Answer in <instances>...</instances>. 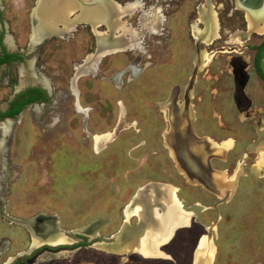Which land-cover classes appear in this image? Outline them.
<instances>
[{
    "label": "rangeland",
    "instance_id": "rangeland-1",
    "mask_svg": "<svg viewBox=\"0 0 264 264\" xmlns=\"http://www.w3.org/2000/svg\"><path fill=\"white\" fill-rule=\"evenodd\" d=\"M115 1L122 4L132 0ZM37 2L0 0V36L4 39L10 37L14 45L7 40L11 45L9 48L23 57L18 61L20 64L11 63L2 70L1 77L5 79L7 74L10 81L8 85L0 83V106L21 89L17 74L22 66L29 65L26 77L32 65L41 66L40 70L50 79L52 87L48 98L51 106L43 121L37 123L32 118L39 107L29 111L24 109L13 120H2L10 127L8 132L12 129L14 138L7 152L0 149V180H3L0 181V264H188L189 248L193 250V264L196 250H203L207 244L212 246L211 261L214 256L210 264H264V151L260 140L251 146L254 153L246 149V145L255 139V115L264 119V84L257 78L253 67L248 68L253 55L252 45L259 44L264 36L252 32L248 19L263 12L243 8L240 0H143L142 10L157 3L162 20L165 17L164 24H154V16L146 18V14L137 21L138 11L135 15H125L122 20L128 24L124 26L120 19V27L112 33L123 42L127 40L126 50L109 52L96 66L95 60L87 62L88 55L97 52L96 31L107 34L110 31L108 25L104 23L107 32H104V26L91 31L90 26L76 22L75 30L69 31L68 38L52 35L42 44H36V41L32 42L35 24L32 20V26L29 14ZM135 5L127 6L124 11ZM205 5H212V9L205 8ZM79 8L76 9L81 12ZM204 8L215 11L219 26V37L209 43L197 42L192 33L194 26L203 30L200 10ZM74 15L73 12L70 17L75 18ZM67 29L62 24V32ZM28 35H31V41ZM139 38L142 42L138 44ZM198 49L206 59L202 61L203 65L200 64L201 68L205 64L204 71L191 75L194 85L192 102L196 103L194 109L197 111L196 131L215 142L228 138L233 145L226 162L214 161L216 169L226 170H217L218 176L237 178L234 194L229 199L225 197L226 201L221 204L216 202L222 196L202 185L201 172L209 169L205 165L206 159L213 155L221 157L230 141L211 148L192 135L201 143V152L198 153L203 159L197 161L191 149L180 150V156L178 151H172L169 142L175 139V135L170 126L171 131H166L164 138L169 145V154L174 152V155H168L166 143L162 140L166 126L160 117L166 113L163 109L161 114L154 104L165 98L171 86L185 83L193 72ZM229 50L233 53L226 52ZM137 58L139 65L137 60L127 64ZM237 62L246 66L236 75L234 63ZM131 64H134L132 70L129 69ZM143 64L146 69L140 74L139 66ZM124 65L127 67L123 76L129 74L132 78L128 76L129 81L119 88V77L123 73L119 70ZM117 70L118 74L113 73ZM227 71L234 76L233 97ZM247 76L243 93L245 90L251 105L242 108L237 101L238 88L243 77ZM2 78L0 81L3 82ZM73 97L77 98L76 106ZM173 100L177 104L178 101ZM177 105L175 111L167 105L169 117L172 112L182 115L185 111L183 104ZM188 116L191 120V114ZM252 116L254 118L247 119ZM260 127L261 134L264 124ZM107 133L111 138L101 136ZM89 134H95V147L100 148L95 150L96 153L91 151ZM5 136H0L2 141ZM244 153L247 154L245 157ZM189 166L192 170H188ZM237 167L243 169L244 175ZM145 181L164 182L176 187L175 193L184 209L196 213L198 224L195 223L193 233L180 226L174 231H178L174 243L170 244L168 239L158 244H165L161 250L171 255L172 261L152 259L165 256L162 252L143 258L139 253L103 249L79 232L68 234L77 239L75 243L65 244L71 239L56 223L65 230L77 227L80 230L93 220L101 225L97 242L113 243L121 228V219V224L123 216L126 219L127 203ZM159 213L156 208L154 214ZM130 215L126 220L128 226L138 225V217L134 213ZM33 216L50 219L47 222L53 232L62 233L69 240L57 246L38 244V239L47 240L50 232L38 235L28 223L22 222ZM107 217L109 221L102 219ZM29 222H33L32 219ZM201 224L206 227L204 232ZM202 232L203 236L195 237Z\"/></svg>",
    "mask_w": 264,
    "mask_h": 264
},
{
    "label": "bare ground",
    "instance_id": "bare-ground-1",
    "mask_svg": "<svg viewBox=\"0 0 264 264\" xmlns=\"http://www.w3.org/2000/svg\"><path fill=\"white\" fill-rule=\"evenodd\" d=\"M78 7H80L79 9L81 10L80 14L78 15V18L70 19L69 18L70 13H72ZM121 11H124V9L120 8V6L117 7L111 4L109 0H100V2L97 3H88L86 0H38L36 8L34 9L33 12V21L35 25L32 30L33 31L32 42L38 41L40 37L46 34H50V33L56 34L61 32L60 31L61 29L56 27L57 22H61L63 25H65L66 29L70 28L73 20H77L79 18L91 23L93 28H96V25L98 23L104 22L108 25L110 31L109 33H107L108 35L100 32H96V37L99 46L97 48V52L95 53V56L94 55L90 56L87 60L88 62L89 60L94 59L93 57L96 58L98 54L102 55L103 53H106L105 51L108 50L113 51L115 49H118L120 45L125 43L120 37L112 36L113 30H116L118 29V27H120L119 15H121ZM200 11H201L200 12L201 17L203 19L204 29L199 31L194 26L192 32L194 33L197 42H199V40H203L205 43H209L212 35H215L214 38H216L217 36V23H216L215 14L212 11L210 12L204 9H201ZM248 21H249V27L251 29H254L256 30V32L259 33L263 32L264 15H259L256 18L252 15L249 17ZM259 21L262 23L260 24ZM199 59H200V54H198V56H196L195 59V65L197 67H199L198 65ZM243 59L244 62L247 63L246 58ZM234 65L236 67L234 74L236 75L239 70H244L246 66V64L243 65L242 62L234 63ZM133 68H134V64H131L129 66V69L132 70ZM27 73L31 75L33 74L34 76L37 75L36 72L33 71L31 68L28 69ZM182 115L184 121L183 119H181ZM182 115H179L178 113H174V115H172L173 117L170 120L171 123L173 125H178L186 128L189 123V118H187L188 117L187 111L185 110L182 113ZM179 123L181 124L179 125ZM8 128L10 127H8V124L6 122L3 123L2 121V123H0L1 137L5 136L6 132H8L7 131ZM189 133L187 132V137L185 141L194 144V142H192L193 141L192 138L189 136ZM184 136L185 135L183 131L179 133V136L175 135L176 138H180V140L182 141ZM2 146H3V141L2 138H0V149H2ZM200 148H198L199 151ZM261 153L262 152H260V154ZM198 156L200 159H203V156L201 154L198 153ZM211 171H212L211 169H206L205 172L202 173L203 176L202 178H204L207 185H215L217 187L220 186L218 190V194H220L221 196L224 195L225 190L230 192V189L231 190L233 189L232 184L235 180V177L228 178L227 184L230 185L227 186V184H225L226 188L228 187V189H226L224 187V182H220L221 181L220 177L218 175H214L210 173ZM175 192L176 189L172 185H168L165 183L148 184L140 191H138L136 195L133 196L130 204L125 208L126 220H128V218L131 216L130 214L134 213L138 217V225L133 227L128 226L127 221L125 220V222L120 228V231L115 235V240L113 241V243L111 244L98 243L95 245L103 249H107V250L111 249L118 252H125V251L129 252L130 250H136V252L144 256H152V255L157 256L158 244L162 242L165 243L166 240H168L171 237L170 234V229L172 228L171 226L173 224L178 225L179 223L180 224L184 223L185 221L184 215L185 214L188 215V213H184V210L178 209L179 208V205L177 204L178 199L176 197ZM156 208L160 211V213L155 215L154 210ZM49 224H50L49 222H46L45 225L43 226L44 234L46 233V231L50 232V235L47 237L48 239L47 240L43 238L42 240L38 239V244L58 245V244H63L69 240L62 233L53 232V229ZM98 226L101 225H99L98 222L95 221L89 226L82 227L77 232L92 237ZM44 234H40V235H44ZM211 258H212V246L210 244H207L205 245L203 250H199V249L196 250L195 261L193 264H210Z\"/></svg>",
    "mask_w": 264,
    "mask_h": 264
},
{
    "label": "flooded vegetation",
    "instance_id": "flooded-vegetation-1",
    "mask_svg": "<svg viewBox=\"0 0 264 264\" xmlns=\"http://www.w3.org/2000/svg\"><path fill=\"white\" fill-rule=\"evenodd\" d=\"M35 1H37V0H35ZM88 3H97V2H100V0H86ZM110 1V3L111 4H113V5H115V6H117V7H119L120 6V8H122V9H124V8H126L127 6H129V5H131V4H136L135 5V7H133V8H130V9H127V10H125L124 12H123V14H121V16H120V19H121V22L123 23V25L125 26V25H127L128 24V22L127 21H124V20H122V17H125V15H129V16H131V15H135L136 14V11H138V12H140L139 14H136V20L137 21H140V18L143 16V14H146V18L149 16H154V19H153V21H155V23L154 24H156V22L157 23H161V24H164V21H165V17L163 18V20H162V16H161V14H159V12H160V8H159V6L157 5V3H154V5H150V6H148L147 8H149L148 10H147V8L145 9V10H142V8L140 9V7H141V5H143V0H132V1H126V2H123L122 4H120V3H118L117 1H115V0H109ZM170 1H172V0H170ZM204 2H205V0H204ZM37 4V3H36ZM167 5H169V4H167ZM240 5L241 6H243V8H248V9H250V10H255V11H259V12H263V14H261V15H264V1L263 0H240ZM211 7L212 5H205V8H207V7ZM36 8V7H35ZM34 8V9H35ZM204 8V10H206ZM34 9L33 10H31V12H30V21H31V24H32V20H33V16L31 15V13L33 14V11H34ZM211 9H212V7H211ZM74 12V16H75V18H78V15L80 14V11L78 10V9H76L75 11H73ZM72 12V13H73ZM147 12V13H146ZM212 12H215L214 10H212ZM72 13H70V15L72 14ZM70 15H69V17H70ZM75 18H73V17H70V19H75ZM216 18V17H215ZM139 19V20H138ZM78 22H83V23H85L86 25H88V26H90V29H91V31H92V29L94 30V29H96L97 30V27L98 26H104L105 28V31L104 32H107L108 30H107V27L105 26V24H104V22L103 23H99L97 26H96V28H93V26L91 25V23H89V22H87V21H84V20H82V19H77V20H73V22H72V25H71V27L68 29V30H66V31H63L62 32V30H61V32H59V33H50V34H46V35H44V36H42V37H40L39 39H38V41H36L35 43L36 44H42V42H44V40L46 39V38H48V37H50V36H60V38H64V39H66V38H68L69 36H70V34H69V31H74L75 30V26H76V24ZM216 23H218L217 21H216ZM259 24V23H258ZM32 26H33V24H32ZM56 27L57 28H59V29H61L62 28V24H60V23H56ZM189 27H190V24H189ZM219 26L217 25V31H219V28H218ZM204 28V27H203ZM33 30V29H32ZM200 30H202V29H200ZM199 30V31H200ZM96 32H99L98 30L96 31ZM153 32H155V31H153ZM252 32H256V30H254V29H252ZM116 33V32H115ZM193 33V32H192ZM258 33V32H257ZM31 34H32V32H31ZM93 35H94V32H93ZM114 33H113V37H114ZM194 35V34H193ZM259 35H264V30H263V32L262 33H259ZM1 37V36H0ZM195 37V36H194ZM215 37V35H213L212 36V40H215V39H217L218 37H219V32L217 33V36H216V38H214ZM2 38V37H1ZM28 40L29 41H31V35H30V37H29V35H28ZM94 38H95V40H96V44L98 45V41H97V38L95 37V35H94ZM196 39V38H195ZM140 42H142V39H138V44L140 43ZM199 42H202V43H205L203 40H199ZM126 43H127V40L125 41V43L124 44H122V45H120L119 46V48L118 49H116V50H118V51H125L126 50V47H124V46H126ZM129 43V42H128ZM35 44V45H36ZM252 47H254V48H251V50H253V55H252V59L250 60L249 59V65H248V68H249V66H252L253 67V70H254V72H255V74H256V76H257V78L264 84V36H263V38L261 39V41L259 42V44H257L256 46L255 45H252ZM116 50H113V51H116ZM106 53H104V54H102V55H100V56H98L96 59L94 58V59H91L90 60V62L92 61V60H95V63L94 64H96V66H97V64L100 62L101 63V58H103L104 56H106L107 54H109V52H112L111 50H108V51H105ZM202 51L201 50H197V55L196 56H198V54H200V59H199V61H198V64H199V67L201 68V63H202V65H203V63L204 62H202V61H204V59H206V57L204 56H202V53H201ZM222 52V51H221ZM227 53H233V50H229V51H226ZM96 53V52H95ZM95 53H93V54H91V55H88V58L90 57V56H93V55H95ZM229 57H231V56H229ZM195 59H196V57H195ZM134 60H137L138 61V64H139V59L137 58V59H132V60H130L127 64H130L132 61H134ZM231 61H232V59L230 60V63H231ZM99 63V64H100ZM194 63H195V60H194ZM98 64V65H99ZM126 64V65H127ZM80 66V65H79ZM125 66V65H124ZM123 66V67H124ZM128 66V65H127ZM127 66H125L124 68H122V69H120L119 71H121V70H125L126 69V67ZM204 66H205V64H204ZM203 66V67H204ZM201 68L200 70L198 69V67H196V65H194V68H193V72H192V74H190L189 75V77L185 80V83L183 84V85H173V86H171V88L168 90V92H167V94H166V96H165V98L163 99V100H156L155 102H154V104L156 105V107H157V109H158V111L162 114V110L164 109L165 110V113L166 114H164V115H161L160 117L163 119L162 121H164L165 122V126H166V129H165V131L163 132L162 131V135H163V138H162V140H163V142L164 143H166V145H165V147L167 148V150H168V155H170L171 153L174 155V152H175V150L176 151H178V155L180 156V150H183V151H186V150H193V153H194V157H196V159H197V161H201L200 160V158H199V156H198V148H200L201 147V145L198 143V142H196V140H194L193 139V136L195 137V138H197V139H199V140H202V141H204L205 143H207L208 144V146H210L211 148L212 147H214V145H221L223 142H226V141H230L228 138H226V139H223L222 141H217V142H215V141H212L211 139H210V137H208L207 135H205V134H198V132L196 131V127H195V121H197V111H196V109H194V107H196V103H193L192 102V99H194V95H192V92H193V89H194V85H193V82H191V77L192 76H195L196 75V73H198V72H203L204 71V68ZM139 68H140V74H142L143 72H144V70L146 69V65L145 64H143V65H140L139 66ZM32 69H33V71H35L36 72V76H34L33 74L31 75V74H27V80H28V82H27V84H26V96L25 97H21L20 99H18L17 101H14V102H12V103H9V106H8V110L7 111H11V110H13V109H15V107H17L18 105H20V104H22L23 102H24V99L26 98V103H23L22 104V108H21V110L20 111H18L16 114H14V115H12V116H2L1 118H0V121H4L6 118H11L12 120L15 118V117H17V116H19V114H21V112H23V110L24 109H26V111H29V110H31L32 108H35V107H39V109H38V111L36 110L34 113H35V116H32V118H34L35 120L34 121H36L37 123H39L40 122V120L41 121H43L44 119H45V117H47V114L49 113L48 111H47V109H49L50 108V103H48V98H49V94L52 92V87L50 86L51 85V81H50V79L48 78V77H46V75L40 70V69H42L41 68V66H34V65H32ZM202 70V71H201ZM207 70V69H206ZM119 71L117 70V71H115V72H113V73H116V74H118L119 73ZM244 71V70H243ZM112 73V74H113ZM205 73V72H204ZM227 73H228V75L230 76L229 77V81H230V83H232L231 84V95H232V97H233V92H234V76H233V73L232 72H229V71H227ZM111 74V75H112ZM139 74V75H140ZM124 75V73H121V76L119 77L120 78V82H119V88H122L123 87V85L125 84V82H126V80H128V76H130V78H132V76L131 75H129V74H125V76H123ZM192 75V76H191ZM249 76V75H248ZM248 76L247 77H243V79H242V81H241V83H239L240 85H239V88H238V91H239V95H237V101H238V105L240 106V107H242V108H244V107H246V106H250L251 105V102H250V100H249V98L245 95V90H244V93H243V88H244V86L246 85V80H247V78H248ZM138 76H136V78H137ZM78 78H79V76H78ZM77 78V79H78ZM102 79H104V80H108L109 79V77L108 78H104V77H101ZM135 78V79H136ZM26 80V81H27ZM129 81V80H128ZM113 84V83H112ZM114 86V85H113ZM115 87V86H114ZM117 89V88H116ZM187 91H189L188 92V96L186 95V92ZM171 99H176V101H178V102H176L177 104H179V106L180 105H184L183 107H184V109L187 111V113H188V108H190V110H189V114H191V120H190V117L188 116L187 118H189V123H188V125H187V127L186 128H184V127H181V126H178V125H171V123H169V121L171 120V118L173 117V116H171V117H169V115H168V111H167V105H169L170 106V108H174L173 109V111H175V110H177L176 108H177V104H175V100H173V101H171ZM77 101V98H75V97H73V105L74 106H76V102ZM180 102V103H179ZM24 106V107H23ZM173 106V107H172ZM163 107V108H162ZM236 107V106H235ZM33 110V109H32ZM172 115H174V113L172 112L171 113ZM188 114V115H189ZM167 115H168V117H167ZM239 115V113H238V110H237V116ZM252 118H254L253 116L252 117H250V118H247V119H252ZM168 119H169V121H168ZM181 119H183V121H184V118H183V115L181 116ZM255 120H254V124H255V133H256V135H255V139H252V142H250V143H248L247 145H246V149H247V151H249L250 153H254L255 151H252L251 150V146H253V145H255V143H258L257 141H259L260 140V146L264 149V140H263V138H264V130H263V132L260 134V131H259V129H261V127H260V124H264V119L263 118H261L260 116H257V115H255V118H254ZM57 120V119H56ZM167 120V121H166ZM171 122V121H170ZM181 123H179V125H180ZM170 126H172V134L173 135H177V136H179V133H181L182 131L184 132V137H183V141L182 140H180V138H176L175 137V139H173L172 141H170L169 143L172 145H170V148L172 149V151H174V152H171L170 154H169V151H170V149H169V145H168V143L166 142V139L164 138V133L166 132V131H168V130H170L171 131V127ZM177 127V128H176ZM189 128V129H188ZM259 128V129H258ZM187 129V130H186ZM187 132L189 133V136L192 138V142H194V144L193 143H191V142H187V141H185V139H186V137H187ZM9 134L7 135L6 134V136H5V138H4V140H3V147H2V151L3 152H7L9 149H10V145H11V142H12V140H13V138H14V134H13V132H12V129H11V131H9L8 132ZM192 134H193V136H192ZM95 135V134H94ZM94 135H92L91 136V134H89V136L91 137L90 138V148H91V151L92 152H95V150L97 151V150H99V149H96V147H95V140H94ZM106 135H108L109 136V138H111V134L110 133H107V134H105V135H101V136H106ZM260 136H262V138H260ZM99 137V136H98ZM97 138V137H96ZM6 139H7V143H6ZM109 141H111L110 139H109ZM107 143V142H106ZM199 144V145H198ZM7 145V146H6ZM196 147H195V146ZM223 147V146H222ZM104 148V147H103ZM174 148V149H173ZM189 148V149H188ZM233 148V145H232V143H231V141H230V145H228L227 146V148L226 149H223V154H222V156L221 157H219V156H216V155H213V156H210L208 159H206V163H205V165H206V168H209V169H212V170H219V169H216L215 167H214V161H220V162H226V158H227V155H228V152L231 150ZM93 149H94V151H93ZM105 149V148H104ZM199 152H201V148H200V151ZM96 153V152H95ZM197 153V154H196ZM2 154V153H1ZM182 154V153H181ZM196 154V155H195ZM172 155V156H173ZM245 155H247V154H243V157H245ZM174 159V158H173ZM174 162V161H173ZM207 162H208V164H207ZM4 163V162H3ZM1 164H2V161H0V169H1ZM174 164V163H173ZM4 166V165H3ZM173 166V165H172ZM174 168H175V166H174ZM6 169V168H5ZM237 170H238V172L240 171V172H243L241 175H244V171H243V169L241 168V169H239L238 167L236 168ZM235 169V170H236ZM249 171H250V166H249ZM188 170H192L191 169V166H189V169ZM219 171H225L226 172V170H219ZM205 172V171H204ZM238 172H237V174H238ZM184 175V174H183ZM240 176V175H239ZM237 179V178H236ZM235 179V183L233 184V192H232V194L230 195V196H228V198L227 199H229V198H231L232 197V195L234 194V190L237 188V180ZM1 181V183H2V181L3 180H0ZM146 182V181H145ZM153 182H155V181H147L143 186H141V187H139V188H137L136 190H135V192H134V194L131 196V198H130V200L129 201H131V199L133 198V196L134 195H136L137 193H138V191H140L143 187H145L146 186V184L147 183H153ZM157 182V181H156ZM164 183V182H163ZM168 184V183H167ZM169 185H171V184H169ZM174 187V186H173ZM176 188V187H175ZM205 190V189H204ZM207 191V190H206ZM212 194V193H211ZM212 195H214V194H212ZM176 197H177V199H178V196L176 195ZM225 197H219V200L216 202L217 204H221V203H224L226 200ZM177 204L181 207V202L178 200V202H177ZM217 204H215V205H217ZM124 207V206H123ZM121 208V213L123 212V210H124V208ZM206 208H211V207H205V209ZM214 208V207H213ZM215 209V208H214ZM156 210V209H155ZM216 212V215H218V212L217 211H215ZM156 215V214H155ZM44 218V217H43ZM43 218H42V216H37V217H34L33 216V218H31V219H34L33 220V222L32 223H28V226H30L31 228H32V230L33 231H35L38 235L39 234H44V230H43V226L45 225V221L43 220ZM189 218H190V216H189ZM31 219L29 218V219H26V221L28 222V221H31ZM102 219H106V220H108L109 221V218L107 217V218H102ZM121 219V218H120ZM48 221V220H47ZM94 221H96V220H93L92 222H90V223H88V224H86V225H84V226H89V225H91ZM121 221H122V219H121ZM121 221H120V227L123 225V223H124V221H125V219H124V216H123V223L121 224ZM185 221H186V223H184L183 225H180V226H186L187 224H188V222H189V220H187V219H185ZM184 221V222H185ZM56 222V221H55ZM138 223V222H137ZM32 224V225H31ZM43 224V225H42ZM54 224V223H53ZM56 225H57V227L67 236V237H69L70 239H71V242H69V243H65V244H67V245H71V244H73V243H75L76 241H77V239L76 238H72V237H70L68 234L70 233V235H72V234H78L77 233V231H78V227H77V229L75 228V229H71V230H65V229H63V228H61L60 226H58V223H56ZM202 226H201V229H202V231L204 232L205 231V225L204 224H201ZM83 226V227H84ZM180 226H178V225H175V224H173L171 227L173 228L174 227V229H173V233H174V231L177 229V228H179ZM200 226V225H199ZM98 228H99V226L96 228V231L94 232V235L92 236V237H89V239L91 240V242H92V244L93 245H95V244H98V243H100V242H97V240H96V238H98L99 236H100V232L98 231ZM119 230V229H118ZM120 231V230H119ZM198 233L197 235H196V238H198L199 236H203L204 235V233ZM97 233V234H96ZM118 233V232H117ZM116 233V234H117ZM173 233H172V235H173ZM115 234V235H116ZM84 235V234H83ZM171 235V236H172ZM85 236V235H84ZM85 237H88V236H85ZM103 239H104V237H102ZM106 238V237H105ZM108 238V237H107ZM170 239V238H169ZM169 241V240H168ZM105 244H107V242L106 241H103ZM110 243V242H109ZM59 245H63V244H59ZM49 246V245H48ZM57 246V245H56ZM1 251H3L4 252V249L3 250H1ZM160 252H163V251H160Z\"/></svg>",
    "mask_w": 264,
    "mask_h": 264
},
{
    "label": "crops",
    "instance_id": "crops-1",
    "mask_svg": "<svg viewBox=\"0 0 264 264\" xmlns=\"http://www.w3.org/2000/svg\"><path fill=\"white\" fill-rule=\"evenodd\" d=\"M208 8H210L209 6H208ZM31 15L33 16V14L31 13ZM204 29V28H203ZM218 32V31H217ZM213 34V33H212ZM213 36V35H212ZM211 40L210 41H212V37L210 38ZM7 40H8V43H10L11 45H14V43L11 41V39H10V37L8 38V39H4V38H1L0 37V79L2 78L1 77V75H2V70L3 69H6V68H8V66L11 64V63H15L16 65H18V64H20V62H18V61H22V59H23V57H22V55L20 54V53H18L17 51H15V50H13V49H11V48H9V46L11 47V45H9L8 43H7ZM10 49V50H9ZM7 54H9V55H11L12 57H10V58H6L5 60H4V58H5V56L7 55ZM32 65V64H31ZM29 67V65L26 67V65L25 66H22L20 69H19V71H18V74H17V76L19 75V87L21 88V89H19L18 91H15L16 93L15 94H13L12 96H10V98L8 99V101L6 102V103H3L2 104V106H0V113H5V115H3V116H11L10 114H9V111H7L8 110V106H9V103H12V102H14V101H17L18 99H20L21 97L23 98V97H25L26 96V68H28ZM4 78L5 79H3V82L2 81H0V83L1 84H7L8 85V83H9V76H7V74H6V76H4ZM21 98V99H22ZM26 100V98L24 99V101ZM24 107V106H23ZM7 109V110H6ZM22 113V112H21ZM1 118V117H0ZM9 120H12L11 118H9ZM200 170H202V169H200ZM199 170V171H200ZM206 170V169H205ZM205 170H203L202 172H201V174L202 173H204V171ZM212 170V169H211ZM210 173H212V174H214V175H217V174H219L220 175V173H218L217 172V170H212ZM238 174H236V176H237ZM211 176V175H210ZM203 177V176H202ZM220 177V176H219ZM204 179V178H203ZM220 179H221V181L220 182H224V187L226 188V185L225 184H227L228 183V179L227 178H225L224 179V177L222 176V177H220ZM235 179H236V177H235ZM235 183V181L233 182V184ZM233 184H232V186H233ZM202 185L205 187V188H208L209 190L211 189L212 191H214L216 194H218V190H219V187L220 186H215V185H207L206 184V182H205V180H203V182H202ZM228 185H230V184H227V186ZM226 189H228V187L226 188ZM231 194H232V192H231ZM230 193H229V191H227V190H225V193H224V195L222 196V197H228V196H230L231 195ZM218 195H220V194H218ZM130 202L131 201H129L128 203H127V205L126 206H128L129 204H130ZM126 208V207H125ZM179 210H184V213H188V215L187 214H185L184 215V220L185 219H187V220H189V222H188V224L185 226V227H183V228H181L182 230L183 229H186V231H189V232H191V233H193V230H194V228H195V223L196 224H198L197 222H198V219H197V216H196V213H194V212H189V211H186L185 209H184V206L181 204V207L179 206V208H178ZM125 212V211H124ZM193 215L192 217H190L189 218V216L190 215ZM125 216H126V213H125ZM126 220V219H125ZM128 223V222H127ZM184 223H179L178 224V226H180V225H183ZM128 225H130L129 223H128ZM194 226V227H193ZM189 227V228H188ZM173 229H174V227L173 228H171L170 229V234H171V232L173 231ZM210 229L212 230V227L210 226ZM180 230V229H179ZM213 232V231H212ZM211 232V233H212ZM176 234H178V231L176 232V233H174L173 235H172V237H170V239H169V241H170V244H172V243H174V240H175V236H176ZM196 237V236H195ZM209 239V238H208ZM162 246H165V244H161L160 246H158V248H157V251L158 252H160V251H162L161 250V248H162ZM166 246H168V245H166ZM191 250V251H190ZM188 252H189V262H188V264H192V253H193V250L191 249V248H189V250H188ZM123 253H128V254H130V253H138V252H136V250H130L129 252H127V251H125V252H123ZM162 253H164V255L165 256H162V255H160V256H157L156 258H152V259H164V260H170V261H172L173 259H172V257H171V255H169V254H167V253H165L164 251L162 252ZM158 255V254H157ZM143 256V258H148L147 256H144V255H142ZM213 259H214V256H213ZM213 259H212V261H211V263L213 262Z\"/></svg>",
    "mask_w": 264,
    "mask_h": 264
},
{
    "label": "trees",
    "instance_id": "trees-1",
    "mask_svg": "<svg viewBox=\"0 0 264 264\" xmlns=\"http://www.w3.org/2000/svg\"><path fill=\"white\" fill-rule=\"evenodd\" d=\"M7 57L10 58V57H12V56L9 55V54H7V55L5 56V58H4V60H5ZM23 103H26V100H25ZM23 103H22V104H23ZM22 104H20V105H18L17 107H15V109L9 111V114L12 116V115L16 114L18 111H20L21 108H22ZM3 115H5V113H0V117H2Z\"/></svg>",
    "mask_w": 264,
    "mask_h": 264
},
{
    "label": "water",
    "instance_id": "water-1",
    "mask_svg": "<svg viewBox=\"0 0 264 264\" xmlns=\"http://www.w3.org/2000/svg\"><path fill=\"white\" fill-rule=\"evenodd\" d=\"M38 3V2H37ZM34 12V11H33ZM20 115V114H19ZM9 120V118H6L4 121H8ZM207 164H208V162H207ZM216 206V205H215ZM215 206H214V208H215ZM34 219H32V221H33ZM43 220L45 221V223L47 222V220L45 219V218H43ZM50 219H48V221H49ZM23 223H25V224H27V223H32V222H27V221H22ZM32 225V224H31ZM208 231H209V236H211V232H212V230L209 228L208 229Z\"/></svg>",
    "mask_w": 264,
    "mask_h": 264
}]
</instances>
